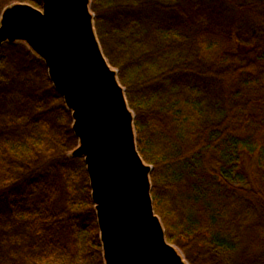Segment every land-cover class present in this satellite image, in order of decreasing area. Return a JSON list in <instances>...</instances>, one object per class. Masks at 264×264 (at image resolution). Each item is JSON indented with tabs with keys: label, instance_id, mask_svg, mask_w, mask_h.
<instances>
[{
	"label": "trees",
	"instance_id": "16d2710c",
	"mask_svg": "<svg viewBox=\"0 0 264 264\" xmlns=\"http://www.w3.org/2000/svg\"><path fill=\"white\" fill-rule=\"evenodd\" d=\"M91 9L167 240L189 264H264V0H91ZM43 75L46 88L24 97L36 104L30 132L0 144V217L31 234L27 245L14 237L0 264H105L84 158L46 155L59 135L78 138ZM50 95L60 97L52 109Z\"/></svg>",
	"mask_w": 264,
	"mask_h": 264
},
{
	"label": "water",
	"instance_id": "95a60500",
	"mask_svg": "<svg viewBox=\"0 0 264 264\" xmlns=\"http://www.w3.org/2000/svg\"><path fill=\"white\" fill-rule=\"evenodd\" d=\"M17 3L0 21V46L23 41L46 64L72 112L100 231L105 264H188L155 213L151 171L141 156L135 115L106 58L91 0Z\"/></svg>",
	"mask_w": 264,
	"mask_h": 264
},
{
	"label": "rangeland",
	"instance_id": "374dc122",
	"mask_svg": "<svg viewBox=\"0 0 264 264\" xmlns=\"http://www.w3.org/2000/svg\"><path fill=\"white\" fill-rule=\"evenodd\" d=\"M17 3H26L42 9L41 0H0V21L4 10ZM45 70L48 73L45 62L32 52L25 42H6L0 46V144L5 139L9 141L27 136V132H30L26 126V120L31 111H34L36 104H28L24 97L33 89H35L34 92H37L46 88L43 75ZM58 97L47 96L44 102L49 103V108L52 109L56 104H59L60 97ZM51 118L55 119L57 115L51 114ZM56 140H61L60 144L55 148L51 146L50 149H47L49 152L46 154L47 156L54 155L56 152L73 156V151L79 146V140H73L69 135H62V138L59 135ZM13 170H20V168H13L10 172ZM4 178L5 175H0V184L5 180ZM21 225V220L13 216L3 214L0 217V258H12L15 247L14 237L22 235L27 239L26 245L29 243L30 231Z\"/></svg>",
	"mask_w": 264,
	"mask_h": 264
}]
</instances>
